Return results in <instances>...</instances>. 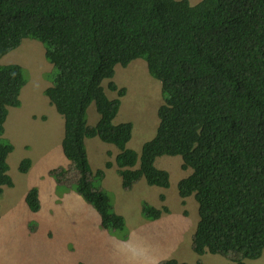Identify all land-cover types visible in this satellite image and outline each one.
Returning <instances> with one entry per match:
<instances>
[{"label":"trees","instance_id":"16d2710c","mask_svg":"<svg viewBox=\"0 0 264 264\" xmlns=\"http://www.w3.org/2000/svg\"><path fill=\"white\" fill-rule=\"evenodd\" d=\"M34 39L45 48V59L56 75L43 93L64 120L61 148L68 169L49 175L57 189L71 176L68 189L91 205L101 228L127 240L125 219L108 195L93 187L104 170L94 174L85 138L114 145L116 172L123 189L141 179L168 189L170 175L155 167L161 156H180L181 199L194 197L198 222L192 238L197 256H223L235 264L257 260L264 250V0H0V59ZM135 59L161 84L164 103L157 110L155 136L140 154L128 149L130 122L113 124L125 88L110 81L115 67ZM27 71L0 64V195L12 187L7 174L14 146L2 139L9 107L20 106ZM94 103L100 116L86 125ZM31 161H21L27 173ZM105 169L112 167L106 162ZM163 201L164 197L160 196ZM33 213L40 210L38 190L24 199ZM184 205V201L182 202ZM142 215L157 220L167 207L142 203ZM160 264H186L175 259ZM195 264H203L197 261Z\"/></svg>","mask_w":264,"mask_h":264},{"label":"rangeland","instance_id":"374dc122","mask_svg":"<svg viewBox=\"0 0 264 264\" xmlns=\"http://www.w3.org/2000/svg\"><path fill=\"white\" fill-rule=\"evenodd\" d=\"M200 1L189 0V3L194 6ZM44 53L42 43L24 39L18 48L0 59L1 65L17 64L28 73V81L20 91V106L8 108L2 135V139L14 146L7 158V174L14 187L4 186L0 195V264H125L119 253L134 247H143L149 256L158 257L160 262L175 259L186 264L197 261L203 264H235L220 255L206 253L197 256L193 252L198 204L192 196L186 199L179 197L177 184L191 173V169L181 168L180 156L164 155L155 161L156 168L170 175L168 189L151 187L144 179L130 190L123 189L121 178L113 169L104 180L91 181L94 188L108 195L114 211L125 219L128 230L125 241L104 231L95 209L73 188L68 189L71 176L65 178V185H60L59 189L55 185L54 189L55 179L49 171L61 167L68 169L69 162L61 148L64 120L43 93L52 85L56 75ZM110 81L126 91L119 98L120 107L114 125L132 124V136L126 147L140 153L143 144L156 134L157 110L164 103L161 84L148 73L143 59H135L126 67L117 65L114 77L102 82L107 97L117 99V94L107 88ZM94 115L98 114L92 103L87 121L89 125ZM87 143L94 147L91 140ZM95 149L98 159L93 158L94 151L93 154L91 151L90 158L93 174L103 165L101 148ZM24 159L31 160L27 173L19 171ZM50 182L52 188L49 187ZM37 187L42 190V195H47L39 216L33 214L24 201L25 193ZM49 193L60 200L52 205ZM162 194L167 198L171 212L163 213L157 220L145 219L142 203L161 209L165 207L160 199ZM244 263L264 264V250L259 259L244 260Z\"/></svg>","mask_w":264,"mask_h":264},{"label":"crops","instance_id":"0c3cea01","mask_svg":"<svg viewBox=\"0 0 264 264\" xmlns=\"http://www.w3.org/2000/svg\"><path fill=\"white\" fill-rule=\"evenodd\" d=\"M91 107H92V104H90V106L88 107V109H87V116H86V125L88 126V127H92V126H95L96 124H97V122L99 121V118H100V116L99 115H94L93 117H92V123L89 125L88 123H87V121H88V118H89V111H90V109H91ZM116 118V117H115ZM115 118H114V120H113V124H114V121H115ZM98 138L97 137H94V138H85V140H84V142H85V147H86V153H87V158H88V161H89V165H90V168H91V151H92V154H93V151H94V154H93V158H97L98 159V155H97V151H96V149L95 148H97V149H99V148H101V152H102V156H103V159H102V163H103V165L101 166V168L104 170V178L102 179V180H104L106 177H107V174H108V172H109V170H111V169H113V170H115V173L117 174V172H116V166H115V158H116V156L118 155V153H119V150L114 146V145H112V144H107V143H104V142H102L100 139H98L99 141H101V144L98 142V140H97ZM87 140H91V142L92 143H94V147H93V145L92 144H90V145H88V143H87ZM57 144H59V139H57ZM130 142V141H129ZM127 145H128V143H127ZM129 149V148H128ZM138 154H140L139 152H137ZM31 161V160H30ZM106 162H110V163H112V167L111 168H109V169H105V167H104V165H105V163ZM67 163V165H68V162H66ZM92 171V170H91ZM118 175V174H117ZM13 182V181H12ZM55 185H56V182H55V184H54V189L56 190V187H55ZM135 185V184H134ZM13 187H14V183H13ZM12 187V188H13ZM49 187L50 188H52L53 187V184L50 182V184H49ZM37 190H38V196H39V200H40V205H41V207H40V210L42 211V208L44 207V201H43V199H44V197H47V195H42V190L39 188V187H37L36 188ZM28 192V191H27ZM26 192V193H27ZM26 193H25V195H26ZM162 196L164 197V199H163V201H162V204L165 206V207H167L168 209H169V207L167 206V198L165 197V195H163L162 194ZM43 197V198H42ZM48 197H49V200H51L52 201V205H54V203H57L56 201H57V199H59V198H57L54 194H53V197L51 196V194L49 193L48 194ZM60 200V199H59ZM61 202V201H60ZM39 210V211H40ZM37 212V215L36 216H39L40 214H41V211L40 212ZM171 211H170V209H169V213H170ZM33 214H35V213H33ZM166 214H168V213H166Z\"/></svg>","mask_w":264,"mask_h":264},{"label":"clouds","instance_id":"9594fccd","mask_svg":"<svg viewBox=\"0 0 264 264\" xmlns=\"http://www.w3.org/2000/svg\"><path fill=\"white\" fill-rule=\"evenodd\" d=\"M125 264H160V259L156 256H149L143 247L129 248L125 252H120Z\"/></svg>","mask_w":264,"mask_h":264},{"label":"bare ground","instance_id":"6f19581e","mask_svg":"<svg viewBox=\"0 0 264 264\" xmlns=\"http://www.w3.org/2000/svg\"><path fill=\"white\" fill-rule=\"evenodd\" d=\"M149 108V107H148Z\"/></svg>","mask_w":264,"mask_h":264}]
</instances>
